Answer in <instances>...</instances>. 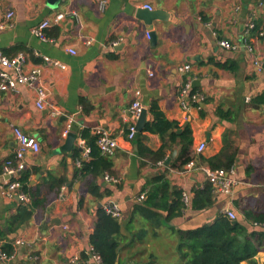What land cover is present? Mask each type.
I'll use <instances>...</instances> for the list:
<instances>
[{
    "label": "crops",
    "instance_id": "0c3cea01",
    "mask_svg": "<svg viewBox=\"0 0 264 264\" xmlns=\"http://www.w3.org/2000/svg\"><path fill=\"white\" fill-rule=\"evenodd\" d=\"M237 5L239 13L234 10ZM145 9L156 13L150 23L139 17ZM11 10L12 26L0 28V52L10 58L23 53L22 70L38 67L48 95L45 107L39 108L35 90L26 83L15 90L0 89V169L6 160L14 159V127L34 136L40 150L26 154L25 171L41 200L31 219L18 224L13 216L24 201L0 188V240L2 246H13V258L0 259V264H69L76 253L87 264H97L90 255L89 236L96 209L107 201H116L121 208L118 264H183L178 237L170 227L194 228L212 222L227 209L249 230L264 229L247 221L242 212L264 208V104L253 101L264 92V68L256 69L253 54L243 45L235 49L219 45L221 39L241 42L250 14L258 28L264 25V0L249 3L245 16L241 0H107L104 10L98 9L95 0H59L53 6L48 0H0V23ZM68 10L76 14L52 22L44 28L43 37L34 33L42 21ZM147 33H155L156 39ZM254 44L264 63V37ZM44 56L65 66L49 65ZM185 64L190 69L181 71ZM5 70L14 75L13 69ZM187 79L201 100L199 104L190 101L185 108L180 93ZM136 98L146 106V121L152 118L149 107L155 102L180 130L190 129L192 170L185 171L186 164L175 161L179 145L166 150L167 159L177 148L168 164L166 159L155 162L141 154L139 142L152 151L159 148L162 141L155 133L142 130L132 140L127 138L128 109ZM49 105L60 113L53 115ZM219 107L230 112V120L217 115ZM68 124L69 131L77 134L71 145L64 134ZM97 127L107 129L119 145L110 156L112 167L107 174L111 179H97L100 190L110 192L101 200L87 193L86 179L76 174L81 134L88 130L95 137ZM203 141L205 149L197 152ZM223 141L236 153L232 168L239 183L229 194L214 192L212 206L202 211L192 210L188 202L179 216L166 221V211L160 210L162 224L153 228L138 209L146 206L153 177L162 175L170 194L177 187L190 201L193 190L207 181L201 167L209 166L203 158L218 153ZM51 177L62 183H49ZM12 179L15 176L3 175L0 185ZM140 195L144 198L139 199ZM254 259L264 264V249Z\"/></svg>",
    "mask_w": 264,
    "mask_h": 264
},
{
    "label": "trees",
    "instance_id": "16d2710c",
    "mask_svg": "<svg viewBox=\"0 0 264 264\" xmlns=\"http://www.w3.org/2000/svg\"><path fill=\"white\" fill-rule=\"evenodd\" d=\"M258 29L256 25L255 30ZM254 30V31H255ZM196 88H193L195 90ZM192 90V92H194ZM253 101L258 104H264V92L256 96ZM199 104V102H197ZM149 110L152 118L145 122L142 132L157 134L161 139V145L155 151L148 149L139 142V152L150 156L155 162L165 160L167 157L166 150L172 149L174 145H179V151L175 161H180V166L189 162V147L191 145L190 129L179 126L168 120L163 112L159 109L157 103H151ZM216 113L219 117L230 120V112H224L217 108ZM180 130V131H178ZM136 133V134H142ZM81 137L89 145L90 160L81 161L77 166L76 174L86 179V191L95 200H101L108 190L101 191L97 179L105 173H109L112 167L110 156L101 154L97 144L96 136L94 137L88 130H83ZM225 140V139H224ZM235 151L231 144L223 141V146L218 153L203 161L211 168H230L235 161ZM80 157H78L79 159ZM179 166V167H180ZM30 173L27 171L20 172L18 180L21 183V189L29 196L28 203H21L13 219L18 224H23L31 219L34 208L41 203L37 198L36 192H33L28 184ZM49 183L60 185L62 180L49 178ZM153 184L149 199L146 206L138 207L142 216L149 220L150 225L157 227L162 224L160 210L166 211V221L175 216H179L185 208L186 203L182 199V190L172 187L169 193V183L162 175L153 177ZM169 195L172 199H169ZM158 196V198L156 197ZM215 193L212 184L207 180L201 186L193 190V196L189 201L190 208L194 211H202L212 206ZM244 218L251 222L260 224L264 227V208L252 210L251 208L243 209ZM171 230L178 237L177 251L180 261L183 264H241L247 261L249 264H256L254 256L260 249H264V229L249 230L237 218L231 219L224 212H219L212 222L201 224L190 229H176L173 226ZM121 225L118 218L111 216L106 212L103 206L96 209L93 231L89 236V243L95 253L100 256L101 264H114L117 259V253L121 242ZM243 237V239L240 238ZM2 250L6 254L13 252V246L10 243L3 244ZM137 264V263H131ZM142 264H154L152 262H143Z\"/></svg>",
    "mask_w": 264,
    "mask_h": 264
},
{
    "label": "built area",
    "instance_id": "2783aa9c",
    "mask_svg": "<svg viewBox=\"0 0 264 264\" xmlns=\"http://www.w3.org/2000/svg\"><path fill=\"white\" fill-rule=\"evenodd\" d=\"M97 7L99 10H104L107 6V0H95ZM145 7L151 9L152 7L148 4L144 5ZM240 6L237 5L234 10L236 13L240 12ZM14 12L11 10L6 14V19L0 23V28L11 27V17L13 16ZM67 14H76L75 11H59L55 13V15L51 19H45L42 21L35 29L34 33L43 37V30L44 28L51 25V23H58L60 20L64 19ZM256 18L254 15H248L245 21V28H244V35L242 37L241 42H231L228 39H221L219 40V45L226 49H235L240 45L250 53L253 54V64L257 70H262L263 67V59L262 57L255 52V40L264 37V25L260 28L255 30L256 27ZM255 30V31H254ZM149 36V33H147ZM70 53H75L73 48H68ZM24 54L18 53L14 57L10 58L5 56L3 53L0 52V89H17L19 84L26 83L30 85L36 94L35 104L39 108H44L46 103V97L48 95L46 87L41 82V71L38 67H34L28 72H24L21 68V65L24 62ZM45 62L49 65L59 66L63 68L65 65L60 62L59 60L52 59L48 56H44ZM7 68L14 70V75L10 74ZM190 69L189 64H185L180 67L181 71H187ZM135 94L139 96L140 91H135ZM181 98L183 99V106L185 108L188 107L190 101L192 102H199L201 97L199 94L192 92L191 90V80L187 79L182 87ZM51 106V113L53 115H58L60 112L52 105ZM146 108V106L136 98L131 106L128 109V120L130 123L127 127V138L132 140L137 131L135 128L136 121L139 118L141 111ZM70 129V124L64 130V134H67ZM13 134L17 142V147L14 153V159H8L5 161L3 166L0 169V177L3 175L15 176V179L8 180L5 182L4 185H0L1 190L4 194L11 196L16 194L17 197L24 201L25 203L29 202V196L21 189V183L18 180L19 173L25 170V156L27 153L34 154L39 152L40 150V142L32 135L25 133L21 128L14 127ZM94 134L96 135V144L101 152V154L105 156H112L117 148L119 147L117 138L112 135L107 129L97 127L94 130ZM82 153L80 158L77 160V166L80 165L81 161H88L90 160V147L87 143L82 139ZM206 147V143L203 141L199 143L196 147L197 152H202ZM162 163V162H161ZM195 167L193 160H190L184 166L185 171H190ZM206 175V179L212 184L213 191L215 193H225L229 194L232 190V187L239 183V179L235 175V171L232 167L226 169L223 167L219 168H211V167H201ZM106 180H110L111 178L108 176L107 173L103 175ZM144 195H140L139 199H143ZM183 201L187 204L189 202V196L186 192L182 195ZM104 209L107 213L111 216L119 218L121 215V208L116 201H107L103 204ZM224 212L229 218L235 219L236 213L233 210L227 209ZM20 242V240H18ZM90 255L92 259L97 262V264H101L100 256L95 253L90 247ZM13 258V254H6L2 250V241L0 240V259L9 262ZM69 264H87L81 256L76 253L73 254L72 257L69 259Z\"/></svg>",
    "mask_w": 264,
    "mask_h": 264
},
{
    "label": "water",
    "instance_id": "95a60500",
    "mask_svg": "<svg viewBox=\"0 0 264 264\" xmlns=\"http://www.w3.org/2000/svg\"><path fill=\"white\" fill-rule=\"evenodd\" d=\"M58 1L59 0H48V3L53 6V5L57 4ZM241 1H242L241 14H242V16H245L247 14L249 3H253L254 0H241ZM139 13H141V14H139V17L144 19V21L146 23H150L154 19V17L156 16V13L153 10H149V9H145L144 11H141ZM149 36H150L151 40L156 39L155 33H149ZM263 67H264V63H263ZM146 114H147V109L144 108L141 111V114L136 121L135 128H136L137 132H140L143 130L145 122H146ZM66 135H67L66 136L67 137V145H71V143L74 142V140L77 138V134L73 131H68V133ZM61 149H63V148H61ZM64 149L70 150L71 147H67ZM176 153H177V148H174L173 151L171 152V154L169 155V157L166 159L165 163L168 164L170 162V160L176 155ZM240 238L243 239L242 236H240ZM114 264H118V259H116Z\"/></svg>",
    "mask_w": 264,
    "mask_h": 264
}]
</instances>
